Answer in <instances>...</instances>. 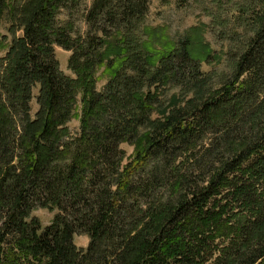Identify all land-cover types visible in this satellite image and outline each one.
Here are the masks:
<instances>
[{"label": "trees", "instance_id": "obj_1", "mask_svg": "<svg viewBox=\"0 0 264 264\" xmlns=\"http://www.w3.org/2000/svg\"><path fill=\"white\" fill-rule=\"evenodd\" d=\"M92 1L83 33L61 17L80 0H0V264H264V0L215 91L201 28L177 41L150 0ZM37 208L58 211L43 230Z\"/></svg>", "mask_w": 264, "mask_h": 264}, {"label": "rangeland", "instance_id": "obj_2", "mask_svg": "<svg viewBox=\"0 0 264 264\" xmlns=\"http://www.w3.org/2000/svg\"><path fill=\"white\" fill-rule=\"evenodd\" d=\"M79 4L71 5L64 8L61 12V17L65 20H73L76 23L77 30L83 33L87 31V25L83 14L92 5V0H80ZM263 2L260 0H150L149 11L145 18V24L149 26H160L168 30V33L174 40L182 39L191 29L201 28L204 42L210 43L212 55L214 58H209V62L201 64V71L216 73L212 80L211 86L215 91L216 88L221 87L228 75L231 74V65L235 59L244 50L246 39L252 34L254 27L253 22L256 14L261 12ZM0 34L6 36L9 42L12 35L9 33L11 21L7 14L1 18ZM22 34L21 32H19ZM56 55L61 63V69L68 76L75 77L73 72L69 69L68 59L72 52L65 50L63 47L55 46ZM5 52L0 53L4 56ZM97 89L102 91L103 87L108 81V78L103 77L98 72ZM161 98L170 99L173 94H179L180 86L171 85L169 87H160L158 89ZM39 92V85L33 88V100L31 102L32 116L38 112L37 97ZM81 96L78 98L77 109L81 111ZM158 113L155 112L154 116ZM73 134L78 133L80 129L79 120L71 119L68 123ZM121 148L125 151L127 159L133 155V145L125 142ZM259 189L264 193V182L259 184ZM227 201L221 200V204L225 205ZM229 211L241 212L242 208L239 204H234L228 207ZM57 210L48 211L47 209H35L31 217H38L42 222V230L50 225L53 216ZM222 242V241H220ZM216 242V243H220ZM74 243L77 247L86 248L89 243V236L81 233L74 236Z\"/></svg>", "mask_w": 264, "mask_h": 264}]
</instances>
